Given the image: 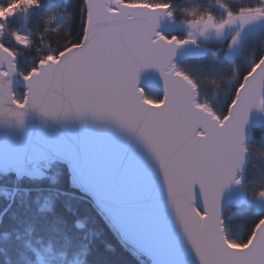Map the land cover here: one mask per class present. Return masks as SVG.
<instances>
[{
  "label": "snow or ice",
  "instance_id": "snow-or-ice-1",
  "mask_svg": "<svg viewBox=\"0 0 264 264\" xmlns=\"http://www.w3.org/2000/svg\"><path fill=\"white\" fill-rule=\"evenodd\" d=\"M40 0H27L39 6ZM84 19L78 39L57 53L41 59L21 76L27 92L12 103L23 110L30 103L44 114L91 115L111 121L135 136L159 161L169 196L184 234L200 264H264V216L254 221L243 241L228 238L220 216V197L232 182L241 183L243 124L251 107H259L249 95V81L264 70V57L243 76L223 115L197 101L198 85L172 62L175 46L188 43L157 31L159 18L171 0H84ZM242 23L264 16V8L242 9ZM219 24L199 16L190 24L204 22L217 30L235 22V15ZM21 44L26 37L17 34ZM235 39V37H234ZM0 50L15 53L0 44ZM157 69L163 94L152 97L139 85L142 69ZM51 69V71H48ZM9 71L0 69V77ZM51 90H59L53 95ZM7 89L0 87V99ZM23 123V112L17 114ZM203 193L202 206L195 204V188ZM264 197V191L259 193Z\"/></svg>",
  "mask_w": 264,
  "mask_h": 264
},
{
  "label": "trees",
  "instance_id": "trees-1",
  "mask_svg": "<svg viewBox=\"0 0 264 264\" xmlns=\"http://www.w3.org/2000/svg\"><path fill=\"white\" fill-rule=\"evenodd\" d=\"M22 0H0L8 8ZM264 0H171L175 23L199 16L219 18L220 5L236 14L242 9L262 7ZM23 20L2 19L0 41L17 56L19 76L44 57L57 53L79 38L83 26L84 0H40L39 6ZM166 35L187 39L184 29L162 30ZM14 34L24 35L20 45ZM203 52L176 61L198 85V102L223 115L243 76L264 57V25L247 34L232 54V36L202 42ZM145 94L159 97L163 91L144 84ZM26 89L14 88V98L23 100ZM249 158L242 176L246 201L231 202L223 211V227L228 238L243 241L264 205L258 200L264 191V122L252 128L246 144ZM151 264L146 255L132 249L108 217L89 196L71 185V172L61 160L49 162L41 176L19 177L12 168L0 167V264Z\"/></svg>",
  "mask_w": 264,
  "mask_h": 264
},
{
  "label": "water",
  "instance_id": "water-1",
  "mask_svg": "<svg viewBox=\"0 0 264 264\" xmlns=\"http://www.w3.org/2000/svg\"><path fill=\"white\" fill-rule=\"evenodd\" d=\"M166 15L159 18V32L167 27ZM187 44L175 46L174 64L202 51L194 43ZM184 46L190 49L183 52ZM16 59V55L0 50V69L10 72L8 77H0V87L7 89L0 99V165L12 168L21 177L50 161H64L71 172V185L91 198L132 249L156 264H200L177 218L160 163L145 145L115 123L91 115L53 118L31 103L18 109L12 103L13 90L22 85L27 92V87L23 78H18ZM144 84H155L163 90L160 72L155 68L142 69L139 85ZM249 85V95L259 107L254 104L247 113L243 124L244 148L252 128L264 122V70L257 72ZM51 91L53 95L61 94L59 90ZM20 112L23 123L18 120ZM248 158V151L243 152L236 175L244 174ZM194 188L195 204L202 206L203 193L198 185ZM245 196L242 186L239 191L235 182L229 184L220 197L221 218L229 203L244 202Z\"/></svg>",
  "mask_w": 264,
  "mask_h": 264
},
{
  "label": "rangeland",
  "instance_id": "rangeland-1",
  "mask_svg": "<svg viewBox=\"0 0 264 264\" xmlns=\"http://www.w3.org/2000/svg\"><path fill=\"white\" fill-rule=\"evenodd\" d=\"M220 9L224 11V14L219 18L212 16L213 17V20L211 22L212 24H219L226 19H230L228 17V12H229L228 9L221 5H220ZM248 9H254V8H248ZM30 11H31L30 7L27 6V0H22L20 2L14 3L8 8L0 7V33L2 32V27H1L2 19H8V18H12L16 16L15 18L23 20L24 18H27ZM234 15H235V22H230V23L225 24L222 30H217L215 27H212L211 24H205L203 21L198 24H190L189 21H186V22H183L177 25L172 15L171 16L167 15L168 24L164 30H172L177 26L184 29L187 35L188 43H194V46L198 51L202 50L198 54H201L204 50L203 49L204 47L201 44L202 42H210L212 40L222 41L227 36H232L233 51L231 53L235 54L238 52L239 45L242 39L247 34L251 33L253 30H256L259 27L264 25V16H260L258 19H255V20H250L247 23H242V20L240 18L241 16H250V15H253V13L240 11L239 13H236ZM205 18H207V16ZM13 36L17 40L18 44L24 45L18 41L17 34H14ZM21 36H24V35L21 34ZM0 44H3V41H0ZM21 77L22 76L18 75L19 79H21ZM0 167L8 169L7 166L0 165ZM47 168H49V163L45 167L38 166L36 169V172L31 173L30 176H41L44 174V171ZM258 205L259 207H262L264 205V197L259 198ZM40 263L41 264H52L45 257H40ZM151 264H152V261H151Z\"/></svg>",
  "mask_w": 264,
  "mask_h": 264
},
{
  "label": "bare ground",
  "instance_id": "bare-ground-1",
  "mask_svg": "<svg viewBox=\"0 0 264 264\" xmlns=\"http://www.w3.org/2000/svg\"><path fill=\"white\" fill-rule=\"evenodd\" d=\"M164 22H165L166 24H168V23H167V15H166V17H165V19H164ZM186 45H188V44L186 43ZM188 49H190L189 46H184V48H182V51L184 52V51H187ZM160 85H161V84H160ZM13 93H14V90H13ZM196 99H198L197 96H196ZM197 101H198V100H197ZM237 177L242 178V172H241L239 175H237ZM240 184H241V183H240ZM240 184H236V185L238 186V190H239V191H241V186H240ZM152 264H156V262L153 261Z\"/></svg>",
  "mask_w": 264,
  "mask_h": 264
}]
</instances>
